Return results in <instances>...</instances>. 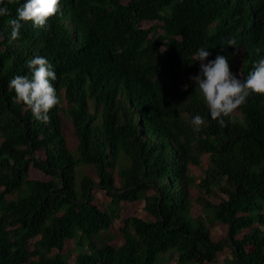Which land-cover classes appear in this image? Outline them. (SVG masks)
Wrapping results in <instances>:
<instances>
[{"label":"trees","instance_id":"obj_1","mask_svg":"<svg viewBox=\"0 0 264 264\" xmlns=\"http://www.w3.org/2000/svg\"><path fill=\"white\" fill-rule=\"evenodd\" d=\"M24 2L0 4V264H264V94L220 126L190 80L200 47L241 50L230 71L247 78L264 0H60L13 41ZM36 55L57 74L47 124L9 87Z\"/></svg>","mask_w":264,"mask_h":264},{"label":"clouds","instance_id":"obj_2","mask_svg":"<svg viewBox=\"0 0 264 264\" xmlns=\"http://www.w3.org/2000/svg\"><path fill=\"white\" fill-rule=\"evenodd\" d=\"M4 4V0H0ZM60 11V0H25L17 9L16 17L8 21L11 27V40L20 37L21 29L26 22H32L34 27L47 29L49 18ZM7 5L0 7V17L10 16ZM4 38L0 32V40ZM227 47L236 48V39L226 40ZM208 48L200 47L195 53L194 60L199 61V72L190 77L198 88L211 119L220 126H226L224 117H229L238 107L245 104L251 94H264V57L253 64V69L247 78L241 80L237 74L230 71L228 57L217 55L214 60H208L211 55ZM223 50V47H222ZM260 53V49H256ZM31 75H17L9 87L15 92L18 102L29 108L37 121L45 124L50 122L49 111L60 104L54 83L57 74L46 57L36 55L27 62ZM187 88V85H184ZM195 131L208 126V121L197 114L191 119Z\"/></svg>","mask_w":264,"mask_h":264},{"label":"rangeland","instance_id":"obj_3","mask_svg":"<svg viewBox=\"0 0 264 264\" xmlns=\"http://www.w3.org/2000/svg\"><path fill=\"white\" fill-rule=\"evenodd\" d=\"M223 55L228 57V62H229L230 66H232L233 64L236 65L237 67L241 65L239 59H237V57H239L241 55V50H237L236 53L234 52L233 54H229V55L223 54ZM238 77H239V74H238ZM68 132L71 134L70 137L72 139L70 138V141H71V143H73V140H75V138H74L73 134L71 133V130H68ZM200 160H201V168H204L206 160H207V155H205V154L201 155L200 156ZM80 167H83V166L80 165ZM199 172H201V171H199ZM31 175L33 176L34 173H32ZM96 196H98V197L103 196V192H98L96 194ZM142 205H143V201L140 199V200H137V201H134V202H131V203H127V205H125V207H123V209H120V211L122 213H124V214H136V215L140 216V215L143 214V212L141 210ZM114 225H117V223H115ZM114 225H113V228H114L113 230L116 231ZM223 233H224V227H221L220 225H218L213 231L214 236L217 237V238L221 237ZM224 254H225V252L224 253L222 252L218 256V260L219 261L223 259ZM205 264H208V263H205Z\"/></svg>","mask_w":264,"mask_h":264}]
</instances>
